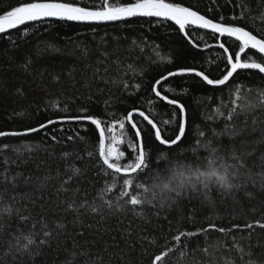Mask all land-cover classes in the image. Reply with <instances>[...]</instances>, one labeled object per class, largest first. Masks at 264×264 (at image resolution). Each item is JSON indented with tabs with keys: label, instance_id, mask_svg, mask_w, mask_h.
<instances>
[{
	"label": "trees",
	"instance_id": "16d2710c",
	"mask_svg": "<svg viewBox=\"0 0 264 264\" xmlns=\"http://www.w3.org/2000/svg\"><path fill=\"white\" fill-rule=\"evenodd\" d=\"M79 2L91 5L96 0ZM173 2L192 6L209 18L223 16L225 22L245 26L256 34L264 31V19L260 15L264 9L258 7L260 0ZM16 3L17 0H0V12ZM238 4L241 7H237ZM244 8L247 9L244 18L233 20L232 17L239 16ZM187 31L198 48L188 42L173 22L147 17L107 25L48 20L0 35V131H24L48 119L78 115L81 108L107 120L123 119L127 111L137 108L158 123L172 119L170 125H160L165 136H170L176 128L178 115L173 118L171 114L176 110L165 106L151 92L150 85L154 80L179 67H195L210 78H218L225 72L219 41L200 29L189 28ZM104 52L110 55L104 57ZM117 60L119 69L115 63ZM129 65L135 68V73L127 71ZM105 68H108L107 73ZM262 77L264 75L256 71L245 70L220 87L208 86L195 76L175 77L164 82L160 90L185 105L187 137L193 140L198 127L206 134L210 128L218 131L223 128V118L211 121L206 116L221 102L230 104L234 85L251 89L254 98L259 90L264 89ZM114 80L127 81L128 89L122 83H113ZM136 84L140 85L139 90L134 87ZM247 118L249 129L255 127L256 130L237 138L236 146L239 147V140L243 139L246 141L244 151L251 153L245 156V174L234 181L240 187L232 193H224L218 186H213L207 198L189 193L171 207L161 209L158 216L149 207L150 223L131 213L109 212L107 208L102 211L103 218L90 210H81L78 218L75 213L65 211L68 199L75 198L79 203L85 193L92 202L108 179L98 175L96 159L87 155L88 152L95 153L97 146V136L90 124L66 121L23 137H1L0 146L7 144L10 147L0 152V210L11 207L13 214L10 218L6 215L0 218L3 225L0 264H65L68 260L72 264H85V261L97 258L102 264H148L149 257L144 255V249L149 254H159L175 245L172 237L178 231H195L207 227L210 221L224 228L239 224L241 229L228 236L213 231L207 237V243L204 235L182 238L180 248L187 244L186 255L181 257L180 249H177L164 258L163 264H223L224 260L237 258L231 247L233 236L245 237L242 245L246 248L251 245L258 256L264 251L261 248L264 229H243L242 226L256 220L264 221V176L261 175L264 173L261 160L264 145L258 143L264 136V110L258 108L247 113ZM253 118L257 120L254 126L251 123ZM134 119L146 140L150 141L151 127L138 115H134ZM128 135L131 136V131ZM188 140L181 145V150L184 155L192 157L193 153L186 147ZM220 140L229 144L227 137L222 136ZM21 144L30 146L31 151ZM15 148H19V152L14 151ZM65 152L71 156L65 158ZM72 163L84 171V177L65 185L69 191H58L69 175L65 169ZM5 175L15 177L14 182L5 180ZM122 180V176L117 178L118 185ZM77 187L80 191L74 196L71 190ZM118 192L119 187L105 198L115 202ZM20 215L29 219L23 222ZM43 222L49 227L54 223L65 226L64 233L53 238L51 247H40L38 254L32 257L17 255L13 259L16 254L6 255L18 229L28 234L36 223L35 231H39ZM81 232L83 236L79 235ZM249 232L252 233L250 237ZM141 237L147 239L141 240ZM149 240L156 243L149 244ZM216 241H222L224 247L219 251L213 249V255L200 250ZM72 253H76L75 257Z\"/></svg>",
	"mask_w": 264,
	"mask_h": 264
},
{
	"label": "snow or ice",
	"instance_id": "6c2138e0",
	"mask_svg": "<svg viewBox=\"0 0 264 264\" xmlns=\"http://www.w3.org/2000/svg\"><path fill=\"white\" fill-rule=\"evenodd\" d=\"M237 7H241V5L238 4ZM258 7L264 9V0H260ZM246 10L244 8L239 16H233L232 19H243ZM260 15L261 19H264V11H261ZM137 17L157 18L159 21L173 22L179 32L195 48H198L199 45L192 40L187 29L208 30L219 41L218 47L223 52L225 72L218 78H210L204 71L195 67H179L161 74L158 79L154 80L150 85L151 92L165 106H172L176 110L171 114L173 118L178 115V119L175 120L176 128L170 136H165L164 128L160 125H170L173 122L172 119L158 123L150 115L137 108L127 111L123 119L114 118L111 120L89 114L87 108H81L78 115L62 116L57 120L48 119L45 123H40L37 127L29 126L24 131H0V137H23L39 132L49 125L66 121L86 122L93 126L92 130L97 136L96 152H88L87 155L96 159L98 175L102 174L108 179L105 180L104 187L92 202L88 201L87 193L79 203L75 198L65 202V211L75 213L77 218L81 210H90L92 213L101 214V218H103L102 211L107 208L109 212L131 213L134 217L144 220L145 223H150L149 207L154 210L153 214L158 216L161 209L171 207L188 196L189 193L202 194L207 198L208 192L212 190L213 186H218L224 193H232L234 189L240 187V184L234 183V181L245 174L243 171L246 165L245 156L251 155L244 151L246 141L243 139L239 140V147L236 146L237 138L242 137L250 130H256L255 127L249 129L247 113L258 108L264 110V89L259 90L253 98L251 89L245 90L243 85H234L230 104L221 102L212 110L211 114L206 116V119L211 121L223 118V128L219 131L210 128L209 133L206 134L198 127L194 134L195 138L188 140L185 105L180 100L169 98L167 94L162 93L160 86L170 78L195 76L204 84L217 87L228 84L241 71L256 70L259 74H264V31L256 34L245 26L225 22L223 16L219 19L209 18L192 6H185L182 3L173 2V0H96L91 5H84L79 0H17L15 5L0 12V34L19 29L30 22H43L50 19L99 24L127 22ZM24 34L26 35L27 32L25 31ZM133 43L135 44V41ZM230 49L233 50L230 51ZM102 55L108 57L110 54L104 52ZM115 63L119 69V60ZM107 71L108 68H105L106 73ZM127 71L135 73L136 70L132 65H129ZM112 82L122 83L125 89L129 87L127 81L114 80ZM134 87L139 90L140 85L136 84ZM171 90L168 89V91ZM135 114H138L151 127L150 141L146 140L143 130L134 119ZM251 123L254 126L257 120L253 118ZM129 131H131V136L128 135ZM222 136L228 138L229 144L220 140ZM52 139L55 141L56 137L53 136ZM68 139L73 138L68 137ZM185 140H188L186 147H189L193 153L192 157L184 155L181 150V145ZM258 143L264 145V136ZM9 147L7 144L0 146V152ZM21 147L31 151L30 146L26 144H21ZM200 149H203V152ZM19 150V148L14 149L17 152ZM63 156L68 158L71 153L65 152ZM261 160L264 162V156L261 157ZM185 161H190V163H185ZM4 163L7 164L8 161L5 160ZM65 171L69 175L62 181L58 191H69L65 185H70L73 180H82L84 177V171L74 163L69 164ZM261 175L264 176V173ZM121 176L123 177L122 184L118 185L117 178ZM4 179L14 182L15 177L9 178L5 175ZM249 179H251L250 174ZM253 182L255 183V181ZM117 187H119V192L115 202L111 198L106 199L105 197ZM71 191L75 196L80 189L77 187ZM248 194L251 195V193ZM12 214L11 207L0 210V218L5 215L10 218ZM19 219L26 222L29 217L20 215ZM242 227L251 230L257 227L264 229V221L256 220L246 223ZM36 228L37 224L33 223V230L28 234H24L18 229V234L13 236L14 243H9V251L6 255L16 254L13 255V259H16L17 255L32 257L38 254L40 247H51L53 238L62 235L65 230L63 223H54L53 227H49L48 223L43 222L40 223L39 231H35ZM236 229H241V225L234 224L231 228H224L210 221L207 227H201L195 231H178L172 237L175 245L159 254H149L146 249L143 252L145 256L149 257L148 264H163L164 258L177 249H180L181 257L186 255L187 244L180 248L182 238L204 235L207 243V237L213 231L228 236ZM2 230L3 225L0 224V231ZM79 235L83 236L84 233L81 232ZM128 235L131 237L132 233L129 232ZM251 235L252 233L249 232V237ZM144 239L147 237H141V240ZM244 239L243 236L232 237L231 247L237 254V258L224 260L223 264H264V251H261L257 256L252 251L251 245L247 248L242 245L241 241ZM148 243L154 245L156 241L149 240ZM223 247L222 241H216L215 244H208L200 250L205 254L213 255V249L219 251ZM261 248L264 249V244L261 245ZM81 254L86 255L87 253ZM75 255L76 253H72L73 257ZM65 264H72V261L68 260ZM85 264H102V262L97 258L94 261H85Z\"/></svg>",
	"mask_w": 264,
	"mask_h": 264
},
{
	"label": "water",
	"instance_id": "95a60500",
	"mask_svg": "<svg viewBox=\"0 0 264 264\" xmlns=\"http://www.w3.org/2000/svg\"><path fill=\"white\" fill-rule=\"evenodd\" d=\"M137 18H145V17H137ZM137 18H133V19H137ZM50 20H55V19H50ZM45 21H48V20H45ZM40 21H36V22H30L29 24H33V23H39ZM44 22V21H43ZM70 22H73V21H70ZM120 22H124V21H119V22H106V23H99V24H97V23H92V24H87V23H80V22H73V23H77V24H84V25H107V24H114V23H120ZM29 24H27V25H29ZM24 26H26V25H24ZM21 27H23V26H21ZM20 27V28H21ZM13 30H16V29H13ZM13 30H10L9 32H11V31H13ZM200 30H203V29H200ZM203 31H206V32H209L208 30H203ZM8 33V32H7ZM210 33V32H209ZM3 34H5V33H3ZM0 35H2V34H0ZM250 71H256V70H250ZM257 72V71H256ZM264 75V74H263ZM213 87V86H212ZM217 87H220V86H217ZM135 115H138V114H135ZM139 116V115H138ZM70 122H72V121H70ZM32 134V133H31ZM1 138V137H0Z\"/></svg>",
	"mask_w": 264,
	"mask_h": 264
}]
</instances>
